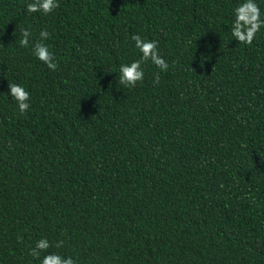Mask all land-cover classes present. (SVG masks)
<instances>
[{
	"label": "trees",
	"instance_id": "16d2710c",
	"mask_svg": "<svg viewBox=\"0 0 264 264\" xmlns=\"http://www.w3.org/2000/svg\"><path fill=\"white\" fill-rule=\"evenodd\" d=\"M30 2L0 0V264H40L41 238L77 264H264V28L232 37L243 0ZM134 34L159 42L158 85L151 64L119 83Z\"/></svg>",
	"mask_w": 264,
	"mask_h": 264
},
{
	"label": "clouds",
	"instance_id": "9594fccd",
	"mask_svg": "<svg viewBox=\"0 0 264 264\" xmlns=\"http://www.w3.org/2000/svg\"><path fill=\"white\" fill-rule=\"evenodd\" d=\"M59 7L58 0H31L26 6L27 13H42L44 15L51 14ZM234 20L231 28V35L242 45L251 46L257 33L264 28V18L261 16V9L255 0H243L234 9ZM33 33L25 28L21 29V39L19 44L23 48L31 46L34 56L47 66L51 71L58 69L56 57L49 50L45 41L50 37V33L46 29H42L39 37L32 39ZM134 41V47L139 52V58L119 66V83L127 88H135L138 83H142L145 71L144 66L151 64L158 69L153 74V84L160 83V73L169 70V64L162 58L158 48V41L142 38L138 34L131 36ZM9 95L16 102L18 111L21 115L25 114L30 108L31 96L22 85L18 83H8ZM264 163V161H261ZM63 235V233H62ZM64 240H57L51 243L47 238H41L35 242L34 247L30 248L29 255L33 259H39L40 264H77L71 256L64 257L57 252L49 253L50 247L60 249L64 246ZM42 253H47L43 255Z\"/></svg>",
	"mask_w": 264,
	"mask_h": 264
}]
</instances>
